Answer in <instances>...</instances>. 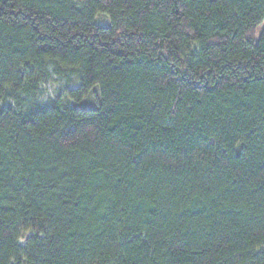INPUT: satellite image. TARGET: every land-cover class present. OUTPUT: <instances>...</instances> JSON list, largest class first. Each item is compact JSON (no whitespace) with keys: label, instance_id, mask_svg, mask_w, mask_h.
Returning a JSON list of instances; mask_svg holds the SVG:
<instances>
[{"label":"trees","instance_id":"1","mask_svg":"<svg viewBox=\"0 0 264 264\" xmlns=\"http://www.w3.org/2000/svg\"><path fill=\"white\" fill-rule=\"evenodd\" d=\"M263 22L264 0H0V264H264ZM51 74L98 104L37 102Z\"/></svg>","mask_w":264,"mask_h":264},{"label":"rangeland","instance_id":"2","mask_svg":"<svg viewBox=\"0 0 264 264\" xmlns=\"http://www.w3.org/2000/svg\"><path fill=\"white\" fill-rule=\"evenodd\" d=\"M97 22L100 24H109V19L105 14H99L97 16ZM264 26V22L261 24V27ZM78 77L75 74L68 75H57L51 74L47 82L41 85L40 92L37 95V102L43 104H49L52 100L63 98L64 100L70 101L71 105L82 106V107H94L98 104L99 91L96 88L92 90L90 97L83 103H76L73 100H68L66 92L69 89L78 87ZM29 235V234H28ZM27 235V236H28ZM25 238L21 239V243H25Z\"/></svg>","mask_w":264,"mask_h":264}]
</instances>
